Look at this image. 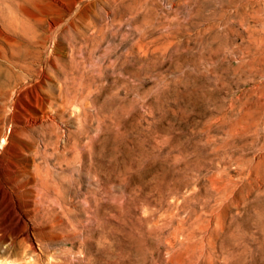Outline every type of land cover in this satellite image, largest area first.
<instances>
[{"label":"rangeland","instance_id":"374dc122","mask_svg":"<svg viewBox=\"0 0 264 264\" xmlns=\"http://www.w3.org/2000/svg\"><path fill=\"white\" fill-rule=\"evenodd\" d=\"M3 136L0 264H264V0H3Z\"/></svg>","mask_w":264,"mask_h":264},{"label":"bare ground","instance_id":"6f19581e","mask_svg":"<svg viewBox=\"0 0 264 264\" xmlns=\"http://www.w3.org/2000/svg\"><path fill=\"white\" fill-rule=\"evenodd\" d=\"M4 48V47H3ZM8 52V51H7ZM8 62V61H7ZM24 66V65H23ZM11 73V72H10ZM39 76V75H38ZM19 78V77H18ZM11 79V78H10ZM10 90V89H9ZM8 93V92H7ZM6 93V94H7ZM4 95V94H3ZM19 96V95H18ZM2 97V96H1ZM7 98V97H6ZM4 99V98H3ZM22 107V106H21ZM50 107H52V106H50ZM43 112V111H42ZM41 112V113H42ZM24 115V114H23ZM31 115V114H30ZM50 117V116H49ZM21 118V117H20ZM15 120V119H14ZM36 120V119H35ZM37 124V123H36ZM40 124V123H39ZM30 127V126H29ZM34 127V126H33ZM7 138V137H6ZM6 138H5V136H3V137H1V142H0V152L2 153V155L0 156V166L2 165V163L4 162V161H7L8 160V157H9V155H10V153H9V148H7L6 146H5V144H6ZM8 146V145H7ZM10 147V146H9ZM31 151V150H30ZM12 152V151H11ZM14 153V152H13ZM14 158V157H13ZM8 161H10V160H8ZM11 162V161H10ZM7 164V163H6ZM6 164H4V165H6ZM12 166V165H11ZM17 180V179H16ZM5 188V187H4ZM10 188V187H9ZM41 193V192H40ZM8 197H9V195H8ZM34 205V204H33ZM24 206V205H23ZM38 206V205H37ZM24 207H26V206H24ZM28 207H29V205H28ZM16 208V207H15ZM33 209H35V208H33ZM29 210V209H28ZM17 212V211H16ZM20 218V217H19ZM20 221V220H19ZM26 230V229H25Z\"/></svg>","mask_w":264,"mask_h":264},{"label":"clouds","instance_id":"9594fccd","mask_svg":"<svg viewBox=\"0 0 264 264\" xmlns=\"http://www.w3.org/2000/svg\"><path fill=\"white\" fill-rule=\"evenodd\" d=\"M0 3H3V0H0ZM7 7V5H6ZM13 15L19 16L20 14L18 12L13 11Z\"/></svg>","mask_w":264,"mask_h":264}]
</instances>
